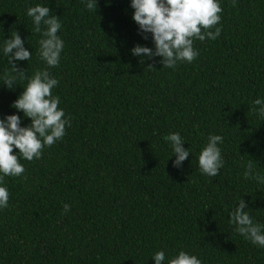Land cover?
<instances>
[{"label": "trees", "instance_id": "obj_1", "mask_svg": "<svg viewBox=\"0 0 264 264\" xmlns=\"http://www.w3.org/2000/svg\"><path fill=\"white\" fill-rule=\"evenodd\" d=\"M86 2L0 0V76L13 31L32 53L18 62L26 75L45 67L29 7L60 17L64 49L49 71L71 122L41 159H21L23 176L0 185L10 194L0 209V264H155L161 250L164 264L179 251L202 264H264V247L229 224L240 198L264 224V184L243 178L250 160L264 176V119L250 111L264 99V0H218L220 36L195 41L198 57L175 69L131 54L137 44L154 47L138 34L131 0H98L97 12ZM2 83L0 119L20 115L29 125L10 107L27 80L13 90ZM171 133L190 151L179 169L164 140ZM209 135L223 137L224 167L214 178L198 167Z\"/></svg>", "mask_w": 264, "mask_h": 264}, {"label": "clouds", "instance_id": "obj_2", "mask_svg": "<svg viewBox=\"0 0 264 264\" xmlns=\"http://www.w3.org/2000/svg\"><path fill=\"white\" fill-rule=\"evenodd\" d=\"M232 6H236L232 0ZM133 9L132 20L138 26V34L144 40L151 37L154 47L137 44L131 49L134 57L140 58V63L146 61L159 63L162 68L175 69L180 63L191 64L199 55L195 49V41L204 42L206 39L215 40L221 34L217 25L221 21L223 9L218 0H131ZM86 8L97 12L98 0H87ZM48 6L36 5L27 9V16L31 18L33 32L40 35L37 57L45 65L36 70L32 76H27L18 64L29 61L32 53L25 47V40L21 39L18 31H13L11 37L4 40L3 54L8 58L9 67L0 80L9 90L17 87V81L27 80L26 87L10 105L23 118L30 120L27 126H21L20 115H7L0 119V185H4L5 178H19L26 169L21 159L32 162L42 158L43 150L61 141L66 135V127H71L70 118L65 117L63 109L59 108L60 97L53 95L59 81L49 69L59 66L64 41L58 35L62 28L60 17L50 15ZM2 28V25H0ZM214 29V30H213ZM154 63L148 64L147 69H155ZM250 111L264 119V99L252 101ZM172 148L176 157L173 167L179 169L181 163L190 156L189 149L184 148V141L179 133H171L164 137ZM223 143L220 135H209L207 143L198 157V167L202 175L217 177L224 167L222 151L218 144ZM14 150H18L15 152ZM26 178V177H25ZM245 180H254L264 184V176L253 173V161L246 165L243 173ZM9 191L0 186V209L8 207ZM63 209L70 210V206L63 205ZM248 204L240 198L238 204L230 212L229 224L234 232L257 247H264V224L255 222L249 214ZM166 254L157 251L153 260L155 264H164ZM168 264H202L196 255L186 251L168 259Z\"/></svg>", "mask_w": 264, "mask_h": 264}]
</instances>
